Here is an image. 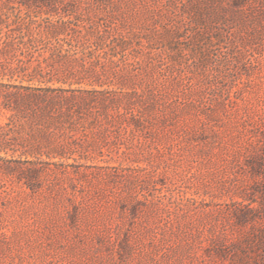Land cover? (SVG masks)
<instances>
[{
    "label": "rangeland",
    "instance_id": "1",
    "mask_svg": "<svg viewBox=\"0 0 264 264\" xmlns=\"http://www.w3.org/2000/svg\"><path fill=\"white\" fill-rule=\"evenodd\" d=\"M10 29L0 84L64 97L0 93V264H264V0H0Z\"/></svg>",
    "mask_w": 264,
    "mask_h": 264
},
{
    "label": "trees",
    "instance_id": "2",
    "mask_svg": "<svg viewBox=\"0 0 264 264\" xmlns=\"http://www.w3.org/2000/svg\"><path fill=\"white\" fill-rule=\"evenodd\" d=\"M13 30L10 29L6 33V37L3 38L0 37V52L1 57L3 61H1L0 69H4L6 71V60L7 55L10 54L9 49L7 48L8 45L13 42L14 38ZM4 56V58H3ZM15 70L10 68L9 72L13 73ZM63 92L64 90L57 87L52 86H36V85H17V84H0V93L4 95L5 101L4 104L6 107L14 110V111H20L24 115H26L29 110H31L33 115L37 117V109L40 107L38 102H45L49 103L51 100H55L56 98L63 99ZM44 111H47L48 113L51 112L53 114L54 110H51V108H48L47 106H43L42 108ZM19 113H13L11 115L12 118L17 117ZM60 116L57 118L59 119ZM9 124V123H8ZM4 130L5 127H2ZM6 130H4L5 132ZM8 132V131H7ZM6 134V133H5Z\"/></svg>",
    "mask_w": 264,
    "mask_h": 264
}]
</instances>
